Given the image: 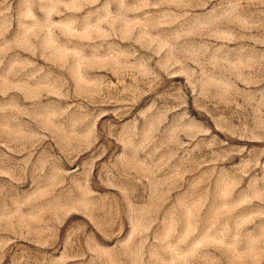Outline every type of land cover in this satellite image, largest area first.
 Segmentation results:
<instances>
[{
  "label": "rangeland",
  "instance_id": "rangeland-1",
  "mask_svg": "<svg viewBox=\"0 0 264 264\" xmlns=\"http://www.w3.org/2000/svg\"><path fill=\"white\" fill-rule=\"evenodd\" d=\"M0 264H264V0H0Z\"/></svg>",
  "mask_w": 264,
  "mask_h": 264
}]
</instances>
